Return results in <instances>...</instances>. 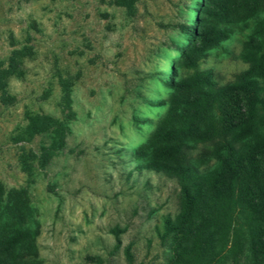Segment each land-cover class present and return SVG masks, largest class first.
Returning <instances> with one entry per match:
<instances>
[{"label":"rangeland","instance_id":"1","mask_svg":"<svg viewBox=\"0 0 264 264\" xmlns=\"http://www.w3.org/2000/svg\"><path fill=\"white\" fill-rule=\"evenodd\" d=\"M263 20L243 0H0V239L15 190L33 264H174L189 243L180 187L137 150L181 94L175 80L236 83L264 52ZM210 105L203 137L219 115ZM211 140H192V152ZM254 171L242 177L260 207L264 155ZM204 179L202 264H251L247 221ZM249 224L264 237L262 221Z\"/></svg>","mask_w":264,"mask_h":264},{"label":"trees","instance_id":"2","mask_svg":"<svg viewBox=\"0 0 264 264\" xmlns=\"http://www.w3.org/2000/svg\"><path fill=\"white\" fill-rule=\"evenodd\" d=\"M243 1L251 13L264 11V0ZM261 30L264 31V20ZM202 83L212 86L198 75L171 84L181 94L168 98L165 115L137 150L138 157L146 160L149 168L166 172L180 187L183 207L178 217L179 231L189 243L177 253L174 264H202L208 248L204 226L197 223L202 218L198 209L201 188L196 182L200 178L223 187L226 200L239 207L248 224L251 264H264V237L249 224L256 220L264 223V205L256 206L253 191L242 177L245 166L255 176L258 158L264 155V52L239 73L236 83L215 89L203 88ZM241 94L245 109L240 105ZM210 102L215 103L219 115L212 126L214 135H207V131L203 137L200 132L195 134V130L197 122L210 111ZM204 139H212V147H202L194 154L192 149L197 145L192 140ZM240 143L245 145L243 149H239ZM213 157L218 161L214 170L200 171V166ZM10 192L13 201L9 207L14 216L5 220L6 232L0 239V264H33L37 253L29 249L30 236L18 218L19 210L27 206L21 192ZM166 222L167 226L175 228L170 219Z\"/></svg>","mask_w":264,"mask_h":264}]
</instances>
